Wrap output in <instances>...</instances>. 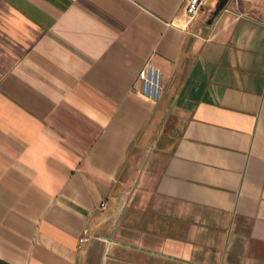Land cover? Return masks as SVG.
Listing matches in <instances>:
<instances>
[{
  "label": "crops",
  "instance_id": "1",
  "mask_svg": "<svg viewBox=\"0 0 264 264\" xmlns=\"http://www.w3.org/2000/svg\"><path fill=\"white\" fill-rule=\"evenodd\" d=\"M185 1L0 0V264H264V0Z\"/></svg>",
  "mask_w": 264,
  "mask_h": 264
},
{
  "label": "built area",
  "instance_id": "2",
  "mask_svg": "<svg viewBox=\"0 0 264 264\" xmlns=\"http://www.w3.org/2000/svg\"><path fill=\"white\" fill-rule=\"evenodd\" d=\"M208 2L209 0H186L184 5L186 15L194 18L200 11L205 9ZM134 87H142L147 95L158 99L161 90V70L154 66L151 60H148ZM86 239V237H83L81 242L84 243Z\"/></svg>",
  "mask_w": 264,
  "mask_h": 264
},
{
  "label": "water",
  "instance_id": "3",
  "mask_svg": "<svg viewBox=\"0 0 264 264\" xmlns=\"http://www.w3.org/2000/svg\"><path fill=\"white\" fill-rule=\"evenodd\" d=\"M227 0H221L217 6V8L214 11V16H216L224 7V5L226 4Z\"/></svg>",
  "mask_w": 264,
  "mask_h": 264
},
{
  "label": "rangeland",
  "instance_id": "4",
  "mask_svg": "<svg viewBox=\"0 0 264 264\" xmlns=\"http://www.w3.org/2000/svg\"><path fill=\"white\" fill-rule=\"evenodd\" d=\"M161 91H162V86H161V90H160V96H159V98H161V94H162V92H161ZM159 98H158V99H159Z\"/></svg>",
  "mask_w": 264,
  "mask_h": 264
}]
</instances>
